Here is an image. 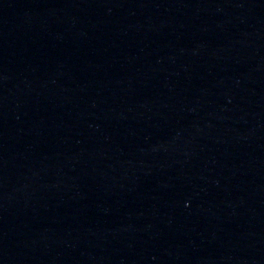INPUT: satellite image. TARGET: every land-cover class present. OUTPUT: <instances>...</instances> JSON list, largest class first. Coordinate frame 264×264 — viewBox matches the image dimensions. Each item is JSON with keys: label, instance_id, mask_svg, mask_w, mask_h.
I'll list each match as a JSON object with an SVG mask.
<instances>
[{"label": "water", "instance_id": "95a60500", "mask_svg": "<svg viewBox=\"0 0 264 264\" xmlns=\"http://www.w3.org/2000/svg\"><path fill=\"white\" fill-rule=\"evenodd\" d=\"M0 264H264V0H0Z\"/></svg>", "mask_w": 264, "mask_h": 264}]
</instances>
